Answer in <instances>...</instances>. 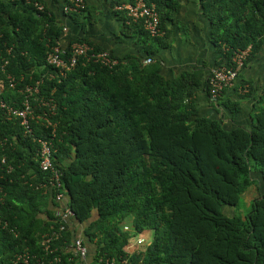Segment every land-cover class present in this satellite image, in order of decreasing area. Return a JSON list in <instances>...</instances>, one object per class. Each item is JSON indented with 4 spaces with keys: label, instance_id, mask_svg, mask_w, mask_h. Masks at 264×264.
Listing matches in <instances>:
<instances>
[{
    "label": "trees",
    "instance_id": "trees-1",
    "mask_svg": "<svg viewBox=\"0 0 264 264\" xmlns=\"http://www.w3.org/2000/svg\"><path fill=\"white\" fill-rule=\"evenodd\" d=\"M124 1L113 3L123 18L114 6ZM150 1L163 34L150 37L140 23L131 25L146 37L144 56L153 62L143 65L141 56L120 59L110 51L120 59L117 65L80 59L62 76L45 60L48 46L61 34L46 4L40 13L25 0H0V62L8 60L6 70L16 84L0 97L18 103L19 91L39 81L32 104L51 99L55 106L49 122H32V135L0 109V264H13L24 249L43 255L42 235L56 226L49 207L57 206L55 190L43 187L49 173L38 166L39 144L33 140L48 139L53 129L61 191L74 220L84 224V243L95 244L92 264L112 257L127 258L129 264H264V95L246 124L226 123L212 102L211 110L202 112L196 93L202 88L211 99L207 78L188 70L168 78L157 57L180 0ZM198 2L211 22L219 65L233 67L234 52L250 46L242 71L264 44V0ZM73 41L104 50L88 36ZM220 103L231 116L240 108L230 100ZM44 111L46 106L35 107V113ZM251 185L258 195L237 214ZM129 218L131 229L122 230ZM144 231L152 234L146 248L128 252L131 237ZM70 242L67 227L51 243L62 264H69Z\"/></svg>",
    "mask_w": 264,
    "mask_h": 264
},
{
    "label": "crops",
    "instance_id": "crops-1",
    "mask_svg": "<svg viewBox=\"0 0 264 264\" xmlns=\"http://www.w3.org/2000/svg\"><path fill=\"white\" fill-rule=\"evenodd\" d=\"M49 8L55 22L62 29L59 42L63 46L79 36H88L96 46L111 51L113 55L125 58L128 55L145 58L146 37L139 34L137 25L127 26L124 24L122 14L113 10L116 0H84V9L77 15L63 11V6L69 0H42ZM126 0L123 3H127ZM182 5L173 22H168L169 34L167 44L160 48L157 57L161 63V72L168 78L179 75L182 71H199L203 78H207L210 70L219 65V50L211 35V22L202 12L198 0H180ZM86 14V19L81 16ZM141 29V24L138 25ZM143 33V32H142ZM148 39V38H147ZM149 40V39H148ZM244 85L250 86L246 92L241 89ZM249 94L242 95L243 93ZM264 95V44L256 56L240 71L233 89H228L221 94L218 102L209 99L201 88L196 93L197 104L202 112L211 110V103L216 104L224 121L229 124H246L249 115L258 100ZM230 100L239 104L240 108L233 116L228 109L220 103ZM264 104V102H262ZM55 210V206L50 205ZM68 229L73 237L81 236L85 241L84 224L72 220ZM87 243V242H86ZM88 254L84 260H77L76 264H92V253L95 244L87 243ZM68 245H66L67 249ZM71 251L70 245L67 249Z\"/></svg>",
    "mask_w": 264,
    "mask_h": 264
},
{
    "label": "built area",
    "instance_id": "built-area-1",
    "mask_svg": "<svg viewBox=\"0 0 264 264\" xmlns=\"http://www.w3.org/2000/svg\"><path fill=\"white\" fill-rule=\"evenodd\" d=\"M16 1V0H12ZM26 3L33 6V8L42 13L46 12L44 3L38 0H25ZM84 9V0H69L64 6L63 11L68 14H78ZM114 9L122 11L125 14V24L131 25L141 23L143 29L150 37H156L163 34L159 27L160 19L156 6L150 0H133L132 2L116 4ZM48 12V11H47ZM62 30V29H61ZM60 38L48 46L46 52V62L53 65L59 70V74L64 76L66 71L72 69L80 59L87 61L93 60L103 66L112 67L120 62V59L113 56L108 50L94 51L93 47L85 42L72 41L68 46H63L59 42ZM10 49H8V52ZM250 46L244 49H238L234 52L232 61L233 67L225 65H217L212 68L207 76L206 83L208 92L212 99H216L226 90L235 85L238 74L244 66V62L249 55ZM151 58L147 57L142 60V64H150ZM8 60L2 58L0 62V92L5 87L14 88L15 79L7 72L6 65ZM39 81L29 83L24 86L19 92L23 96L18 103H6L0 97V109L5 119H18L25 134L32 133V122L44 125L49 122V113H53L55 106L52 104L51 99L45 101L40 100L36 105L32 104L34 95L39 92ZM248 90L247 85L241 89L242 92ZM36 106H46L48 111L42 113H35ZM32 135V134H31ZM55 136V129L51 131V137L39 138L34 137L39 144L38 148V166L43 172H47L48 180L43 187L48 188L53 193V200L56 202L54 210V223L56 226L51 225L47 232L42 235V251L43 255H38L24 249L18 252L14 259L13 264H62V259L59 255L55 254V248L51 247V243L59 240L61 235L67 229L69 223L75 219L74 212L68 207L67 200L64 193L61 191V175L62 172L53 163V149L52 140ZM4 163V158L1 159ZM12 167L8 166L7 171H11ZM1 220V217H0ZM6 224L4 223V226ZM138 245L145 243V239L140 237L136 242ZM71 256L68 258L69 264H76L77 259L84 260L88 254V248L84 243L81 236L73 237L70 242ZM68 245V247H69ZM67 247V249H68ZM97 264H129L127 258L117 260L114 257L106 260H99Z\"/></svg>",
    "mask_w": 264,
    "mask_h": 264
},
{
    "label": "rangeland",
    "instance_id": "rangeland-1",
    "mask_svg": "<svg viewBox=\"0 0 264 264\" xmlns=\"http://www.w3.org/2000/svg\"><path fill=\"white\" fill-rule=\"evenodd\" d=\"M257 195H258V190H257V187L255 185H251L249 188H247L246 191L243 193V196L241 197V201H240L239 206L236 207V213L237 214L245 213L246 210L249 208L250 201L254 197H256ZM225 211L229 215L233 214V212H232L233 209L232 208H226ZM130 219L131 218L125 219V221L121 223L122 230L127 231V230L131 229L132 224L130 223V221H131ZM45 233L46 232H44V234ZM140 237L145 239V243L142 244V245H138L136 243L137 239L140 238ZM151 237H152L151 231H144L143 233L133 235L131 237L130 241H129V244L126 247V250L128 252H130V253L133 252V251L144 250L146 248V246L149 244V242L151 241Z\"/></svg>",
    "mask_w": 264,
    "mask_h": 264
},
{
    "label": "clouds",
    "instance_id": "clouds-1",
    "mask_svg": "<svg viewBox=\"0 0 264 264\" xmlns=\"http://www.w3.org/2000/svg\"><path fill=\"white\" fill-rule=\"evenodd\" d=\"M123 21H125V18H124V20ZM124 24H125V22H124ZM141 24V23H140ZM131 26V25H130ZM142 26V25H141ZM143 28V27H142ZM118 57V56H117ZM146 58V57H145ZM121 59V58H120Z\"/></svg>",
    "mask_w": 264,
    "mask_h": 264
}]
</instances>
